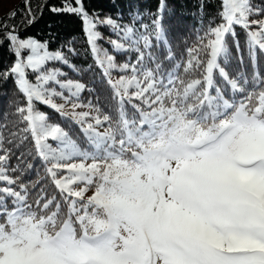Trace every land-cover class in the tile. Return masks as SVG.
Returning <instances> with one entry per match:
<instances>
[{
	"label": "snow or ice",
	"instance_id": "obj_1",
	"mask_svg": "<svg viewBox=\"0 0 264 264\" xmlns=\"http://www.w3.org/2000/svg\"><path fill=\"white\" fill-rule=\"evenodd\" d=\"M21 2L0 264H264V0Z\"/></svg>",
	"mask_w": 264,
	"mask_h": 264
},
{
	"label": "trees",
	"instance_id": "obj_2",
	"mask_svg": "<svg viewBox=\"0 0 264 264\" xmlns=\"http://www.w3.org/2000/svg\"><path fill=\"white\" fill-rule=\"evenodd\" d=\"M87 3H90L97 7L98 11L107 12L109 11V5L111 4V0H86ZM19 5L22 7V2L19 3ZM5 17V16H4ZM3 18V17H2ZM188 23H191V20L189 19ZM32 31H36V29H33ZM78 28L76 32L71 33L72 35L78 34ZM79 42L77 44V47H79ZM85 96H87V93H84Z\"/></svg>",
	"mask_w": 264,
	"mask_h": 264
},
{
	"label": "rangeland",
	"instance_id": "obj_3",
	"mask_svg": "<svg viewBox=\"0 0 264 264\" xmlns=\"http://www.w3.org/2000/svg\"><path fill=\"white\" fill-rule=\"evenodd\" d=\"M20 2L21 0H0V18L19 5Z\"/></svg>",
	"mask_w": 264,
	"mask_h": 264
}]
</instances>
